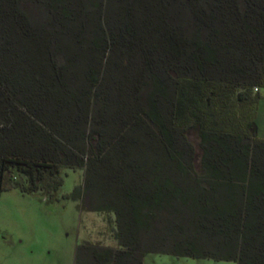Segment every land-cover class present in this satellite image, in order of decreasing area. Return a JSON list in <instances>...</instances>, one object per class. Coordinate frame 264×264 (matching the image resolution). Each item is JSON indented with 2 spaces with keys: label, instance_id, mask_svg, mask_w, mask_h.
<instances>
[{
  "label": "trees",
  "instance_id": "16d2710c",
  "mask_svg": "<svg viewBox=\"0 0 264 264\" xmlns=\"http://www.w3.org/2000/svg\"><path fill=\"white\" fill-rule=\"evenodd\" d=\"M262 89L264 0H0V196L83 170L74 264H264Z\"/></svg>",
  "mask_w": 264,
  "mask_h": 264
},
{
  "label": "rangeland",
  "instance_id": "374dc122",
  "mask_svg": "<svg viewBox=\"0 0 264 264\" xmlns=\"http://www.w3.org/2000/svg\"><path fill=\"white\" fill-rule=\"evenodd\" d=\"M256 116L257 136L264 139V89ZM63 186L54 200L39 192L17 190L0 196V264H74L76 247L83 241L115 245L102 217L83 212L68 196L84 181V171L65 170ZM144 264H235L210 259L148 254Z\"/></svg>",
  "mask_w": 264,
  "mask_h": 264
},
{
  "label": "built area",
  "instance_id": "2783aa9c",
  "mask_svg": "<svg viewBox=\"0 0 264 264\" xmlns=\"http://www.w3.org/2000/svg\"><path fill=\"white\" fill-rule=\"evenodd\" d=\"M256 90H258V89H256Z\"/></svg>",
  "mask_w": 264,
  "mask_h": 264
}]
</instances>
